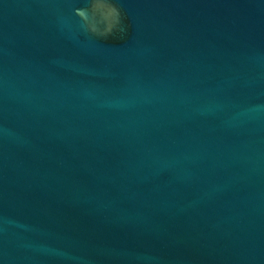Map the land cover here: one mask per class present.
<instances>
[{"label":"water","instance_id":"1","mask_svg":"<svg viewBox=\"0 0 264 264\" xmlns=\"http://www.w3.org/2000/svg\"><path fill=\"white\" fill-rule=\"evenodd\" d=\"M0 264H264V0H0Z\"/></svg>","mask_w":264,"mask_h":264}]
</instances>
